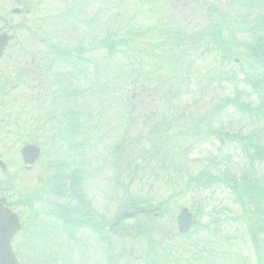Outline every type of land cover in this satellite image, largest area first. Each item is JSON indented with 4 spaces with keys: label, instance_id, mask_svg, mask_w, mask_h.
<instances>
[{
    "label": "rangeland",
    "instance_id": "rangeland-1",
    "mask_svg": "<svg viewBox=\"0 0 264 264\" xmlns=\"http://www.w3.org/2000/svg\"><path fill=\"white\" fill-rule=\"evenodd\" d=\"M70 1L48 0L47 3L55 11L61 12V15H68ZM91 1L92 4L83 10V14L77 11V14L73 12V16L61 18L53 30L45 31L44 34L58 32L61 36L57 42L65 49L76 46L78 51L85 50L77 53L78 57L82 58H78L81 61L77 62L78 80L75 82V87L78 88V102H73L72 105L82 113L79 120L82 121L83 130L78 135V141L83 142V157L78 156L77 161L83 169L81 170L79 164L77 166L79 171L87 175L84 178V175L78 174V177L82 180L85 198L93 205L90 211L98 217L94 223H100L101 219L104 221L105 217L112 223L119 213L124 212L123 208L130 202L129 198L144 203L149 201L153 207L161 204L167 208L168 214L163 220H152L149 223H146L143 217L123 222L116 231L117 236L111 235L108 239L110 244L106 239H97L90 230L78 229L77 239L74 241L63 234L57 240L59 244L66 245L61 249V254L70 256L71 253L74 258L71 259L72 264H83V259L88 255L91 260H85L84 264H154L156 257H151L150 252L155 250L172 254V261L167 258L161 264L165 261V264H264V203L260 201H264L262 197L257 198L260 206L250 205L246 211L247 206L244 208L224 187L202 192L190 188L187 192L189 179L204 170L217 169V173H220L218 176L222 178L227 174L240 176L244 172L252 173V167L246 157L242 156L239 146L231 139H225L223 145L218 140L205 144L200 138L188 137L190 130L179 138H174L175 132H172L173 139L169 140L170 145L167 144L171 149L165 154H150L155 147L168 142L160 141L150 146L144 138L135 141L137 136H132L133 130H126L129 124L127 118L130 116H127L123 105V99H126L129 93L128 89L134 86L130 84L132 80L127 79L131 78L130 72L136 71L137 77L140 78L138 94L148 85V89L154 92V98H173L182 107L184 115L180 123V115L174 114L175 116L170 117L176 130L187 125L185 120L188 117L202 123L203 119L208 120L218 111L220 99L233 98L237 92L243 101H252L256 106H264V84L258 85L263 70L252 63L248 50L255 36L264 34V16L261 23L256 22L255 25V17L248 14L249 9L243 11L242 15H237V10L230 9L232 2L229 5L227 0L219 3H212L213 0ZM243 15L247 16V25H242ZM219 18H223L222 21ZM168 30L171 31L170 37H173L174 33L183 32V37L185 40L189 39L190 44L195 39L208 37L206 34L212 31L217 32L218 37L205 41L207 48L209 47V58L206 57L205 61L196 63L189 70L183 65L174 72V67H170L167 61L162 67H153L154 63L158 64L155 57L148 59L146 56H138L135 59L134 56V62H128L132 61L127 58L129 49H136L137 52L142 49L149 50L158 35ZM110 43H114L115 47H111ZM89 48L91 49L87 52ZM111 48L112 51L107 50ZM222 50L225 53H222ZM168 54L166 52L160 60H166ZM228 62L230 63L227 64ZM71 76H74V73ZM189 77L194 80L191 85L188 83ZM184 89L187 90L186 94L181 92ZM58 90V112L73 111L70 102H65L67 99L64 94L68 93L66 88ZM165 101L167 99L159 105L162 113H167L166 109L170 112V108H167L170 105H165ZM147 113L150 114V111ZM147 113L140 115V123L148 117ZM90 115L92 117H89ZM262 118L254 116V120H249L232 114L222 121L218 129L238 138L260 130L259 139L264 143V121L260 124L257 122ZM154 124H158V118L154 120ZM58 132L55 134L59 136ZM124 136H130L129 140H125L128 144L126 153L119 151L113 158L112 151ZM75 139L71 137L65 140L63 135L60 142L53 146V153L62 162L70 163L73 154L68 144L71 143L75 147L80 145ZM255 140L257 141L256 138ZM172 148L174 157L170 159ZM151 157L165 160L166 163H169V160L174 162L176 158V163L179 164V171L176 173L178 175L170 177V168L163 169L158 171L159 174L151 173V179L142 182L136 179V184L127 187V190L126 186L131 184L132 177L136 174L134 169H126L128 161L134 165H143ZM48 158L47 156L46 166ZM139 158L141 160H138ZM215 159L217 164L216 168H213L211 162ZM160 165L164 166L162 163ZM182 167L185 176L179 174ZM256 171L261 178L264 177V164L257 165ZM168 179H171V182H167ZM37 183H40V180ZM123 183L125 189L122 188ZM63 204L72 206V201L65 200ZM184 207L198 215V225L189 237L181 238L177 236V217ZM48 221L47 218L39 219L35 222L36 226L32 227L37 231L38 226L43 228ZM41 233L42 237L46 238L40 240L44 244V252L49 253L47 251H51L57 244L53 242L57 238L47 230ZM64 236L66 237L63 238ZM35 242L37 239L33 241L31 250L40 254L43 249L37 243L34 245ZM16 249L21 263L24 264L23 239L17 241Z\"/></svg>",
    "mask_w": 264,
    "mask_h": 264
},
{
    "label": "flooded vegetation",
    "instance_id": "flooded-vegetation-1",
    "mask_svg": "<svg viewBox=\"0 0 264 264\" xmlns=\"http://www.w3.org/2000/svg\"><path fill=\"white\" fill-rule=\"evenodd\" d=\"M45 1L0 0V199H5L6 207L20 217L25 239L32 238L28 230L39 219L76 225L79 212L86 218L93 217L89 211L85 213L62 203L61 187L56 186L62 177L60 158L49 156L46 166L45 154L51 145V135L46 137L42 131L35 130L32 110L28 108L29 98L56 97L52 76L55 63L47 59L55 46L46 43L43 34L46 23L41 11ZM18 112L21 113L18 115ZM48 114L57 117L56 111ZM54 139L57 141L58 135ZM30 146L41 151L36 162L24 157V149ZM28 152L33 158L32 152ZM19 182L23 188L21 215L17 210L20 201H14L15 183Z\"/></svg>",
    "mask_w": 264,
    "mask_h": 264
},
{
    "label": "trees",
    "instance_id": "trees-1",
    "mask_svg": "<svg viewBox=\"0 0 264 264\" xmlns=\"http://www.w3.org/2000/svg\"><path fill=\"white\" fill-rule=\"evenodd\" d=\"M229 5H230V2H229ZM231 6H230V9L232 11L237 10V15H242L241 13L243 11H247L249 9L248 14H252V16L255 17V21L253 22V24L255 25L257 23H261V20L263 19L264 0H233ZM243 16L242 18L244 19V21L242 22V25H247L248 21L245 18L247 16H244V17ZM222 19L223 18H219L220 21H222ZM217 34L218 33L215 31L209 32L208 34H206L208 35V37L204 36L201 39H195L193 44H190L189 39H188L189 49L185 51V55L187 54V52H189L190 49L196 48L198 44L205 43V41H209L210 39H216L218 37ZM168 35H169V32L167 31V34H165V36H168ZM175 39L178 44H180L184 40L183 36H181L180 34H177ZM164 42L167 44L172 43L171 40L167 42L164 41ZM248 50L251 54V58L256 62V65L259 68L263 69L262 71L263 74L261 75L260 81L258 83V85H263L264 84V34L259 33V36H255V39L252 40L251 44L249 45ZM222 53H225V51L222 50ZM229 58H231V56H229ZM228 60L229 59H227V61ZM130 96L128 97V101H129L128 107L131 108L130 109L131 114L133 115L136 114L137 109H139V111L140 109H146V108L149 109V105H147L148 103L146 101L140 102L138 97H135V96L130 97ZM220 101L222 104L219 103L217 107L219 108V111H221V109L223 110L222 113H224L226 109L233 107L239 113L241 112L249 116L263 117L262 119L257 121L259 124L261 123V121L262 122L264 121V106L262 104L256 106L254 102L252 101L251 102L243 101L238 92L235 97L220 99ZM213 127H214L213 125H210V129L213 134H218V135L222 134L221 131ZM260 134H261V131L256 130V131H253L251 134L240 137L239 139H237V137L235 138L236 141L241 142L240 149L242 151V154L246 157L248 164L251 165L252 173L249 174L247 172H244L241 177L232 176L230 178L225 179V182L228 183V186L230 187L231 191L238 198L239 203H242L244 208L247 206L246 211L248 210V207L250 205L260 206V203L258 202L257 198L262 197L264 200V177L261 178V176H259V174L256 171L257 165L264 164V143H262L261 140L259 139ZM255 138L257 139V141L255 140ZM155 150H158V149H155ZM158 152L163 154L164 150L162 149L161 151H158ZM138 160H141V159H138ZM153 160L154 159H149L148 161L144 162L143 165H134L131 161H128L129 164L127 165L126 169L130 170L132 168L135 170L136 174L132 177L131 184L127 185L126 188L135 184V178L136 176H139V174L144 175L149 170L158 172V171H162L163 169L170 168V166L166 165L165 160L161 161L158 158H155L154 161ZM160 163H162V165L164 166L159 169L155 168V165L157 164L160 165ZM194 182H196L198 185H211L215 182L219 183L222 181L220 178H218V176H215L214 174L207 172V173H202L199 177L195 178ZM137 201H133V203H131L130 205H140L137 203ZM260 201L261 203H264V201L262 200ZM256 203H259V204L256 205Z\"/></svg>",
    "mask_w": 264,
    "mask_h": 264
},
{
    "label": "water",
    "instance_id": "water-1",
    "mask_svg": "<svg viewBox=\"0 0 264 264\" xmlns=\"http://www.w3.org/2000/svg\"><path fill=\"white\" fill-rule=\"evenodd\" d=\"M32 152V155L34 159L37 158L38 153L34 152L33 150H29ZM27 156L31 161L32 159L31 155L29 152L26 153ZM34 162V161H33ZM2 209V206L0 205V264H18L15 255L13 253L12 249V241L13 238L16 236V234L19 232L21 226L19 224L18 218L9 212H5ZM142 213L145 211L142 210ZM137 214V212L134 213H125L121 218L122 219H127V218H132ZM193 216L189 212L188 209H183L180 217L178 218L179 222V227H180V232L182 234L188 233L193 225Z\"/></svg>",
    "mask_w": 264,
    "mask_h": 264
}]
</instances>
